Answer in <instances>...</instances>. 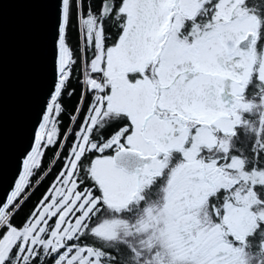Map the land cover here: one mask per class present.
I'll use <instances>...</instances> for the list:
<instances>
[{"label":"snow or ice","instance_id":"obj_1","mask_svg":"<svg viewBox=\"0 0 264 264\" xmlns=\"http://www.w3.org/2000/svg\"><path fill=\"white\" fill-rule=\"evenodd\" d=\"M55 48L0 264H264V0H58Z\"/></svg>","mask_w":264,"mask_h":264},{"label":"water","instance_id":"obj_2","mask_svg":"<svg viewBox=\"0 0 264 264\" xmlns=\"http://www.w3.org/2000/svg\"><path fill=\"white\" fill-rule=\"evenodd\" d=\"M58 0H0V195L10 190L54 80Z\"/></svg>","mask_w":264,"mask_h":264},{"label":"trees","instance_id":"obj_3","mask_svg":"<svg viewBox=\"0 0 264 264\" xmlns=\"http://www.w3.org/2000/svg\"><path fill=\"white\" fill-rule=\"evenodd\" d=\"M68 43H69L70 47L72 48V50L75 52L76 56L79 57V53L76 52V32L71 26L68 29ZM70 87L76 88V92H77V96H78L80 89L76 85V82H75V73L73 74V79H72V83L70 84ZM77 96H74L71 100L65 99V101H64L65 107L71 109L76 104ZM68 123H69V121H68V117L66 115L61 117V123L59 125V130L60 131L65 130V126H67ZM68 143L71 144V140H69ZM52 155H53L52 150H48L47 155L43 158V164L44 165H49V163H50L49 157H51ZM59 167H60V165H57L56 169H54L51 172V174L48 176V178L46 180H44L43 184H41L39 187L34 188L32 190L33 194L31 195V199L24 206V209L21 211L20 215L17 217V220L14 222L18 223L25 216V214L32 207V205L37 201V199L41 196V194L46 190V188L49 185V183L51 182V180L54 179L56 172H57ZM43 171H45V172L48 171V168L45 167L43 169Z\"/></svg>","mask_w":264,"mask_h":264}]
</instances>
